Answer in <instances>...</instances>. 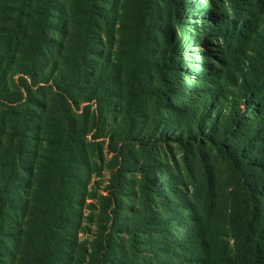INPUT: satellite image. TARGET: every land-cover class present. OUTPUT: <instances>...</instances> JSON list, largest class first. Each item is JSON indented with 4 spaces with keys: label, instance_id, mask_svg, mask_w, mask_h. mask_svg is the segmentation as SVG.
I'll list each match as a JSON object with an SVG mask.
<instances>
[{
    "label": "rangeland",
    "instance_id": "374dc122",
    "mask_svg": "<svg viewBox=\"0 0 264 264\" xmlns=\"http://www.w3.org/2000/svg\"><path fill=\"white\" fill-rule=\"evenodd\" d=\"M45 1L0 0L5 84L29 62L48 81L0 103V168L20 188L1 264H256L246 196L264 170L248 162L264 130L228 120L246 110L231 76L261 68L264 46L211 30L264 24V0H56L43 36Z\"/></svg>",
    "mask_w": 264,
    "mask_h": 264
},
{
    "label": "trees",
    "instance_id": "16d2710c",
    "mask_svg": "<svg viewBox=\"0 0 264 264\" xmlns=\"http://www.w3.org/2000/svg\"><path fill=\"white\" fill-rule=\"evenodd\" d=\"M72 1V0H71ZM88 2L89 0H83ZM45 14L42 17L41 21L39 22V30L42 31V35H48V28L50 24V15L52 14L53 10L56 8V0H46L45 1ZM233 26H225L219 25L216 30H211L214 34L219 33L221 36H227L226 32H228V36L230 38L239 39L241 36H245L244 32L253 33L255 37H257L262 45L264 46V24H259L257 21L252 22L253 24L249 23L250 25H246L243 23L233 22ZM46 40V39H45ZM41 47L38 46L35 49L36 56L41 54V58L47 55L49 51L41 52ZM7 53H3V58L5 59ZM43 54V55H42ZM34 61V59H33ZM2 63V62H1ZM262 67L255 72L252 73H243L241 75V79L237 80L234 76L232 86L234 90L232 92L235 94V99L242 100L244 109L243 113H239V107L235 105H231V116L233 119L228 120L231 122V132L233 131V127L235 126L232 123V120H238L239 114L241 115L240 118H245V114H251L255 117V120H250V125H256L255 131L259 133L260 131L264 130V59L262 61ZM24 68L21 69L20 74L16 80L14 81V86L9 89L7 84L4 81V75L0 73V103L3 106L9 107H19L32 97L35 88H42L44 85L40 83H48L45 77L39 78V71H36L37 64L34 62L24 63ZM229 70H226V77H230ZM52 85L55 87L56 92L58 93L61 100H63L66 104H69V99L67 93L65 91L64 85L59 81L55 80L52 82ZM213 90V89H212ZM214 91L217 92L216 89ZM208 104L205 103L202 107L203 111ZM251 111V112H249ZM200 112V111H199ZM210 112V111H209ZM198 113V110L195 111V114ZM200 114V113H199ZM205 116L202 115L201 118ZM209 117V113L207 115ZM210 118H212L210 116ZM235 118V119H234ZM236 122V121H235ZM230 124V123H228ZM241 124V123H240ZM210 129V127H209ZM178 140L182 142V145H186L188 142H183L182 137H178ZM215 145L218 147L223 146L222 142H214ZM251 146H247V144L237 150L230 151L231 157L243 158L248 154V151L251 150ZM253 152L256 156H252L251 163L253 166H258L264 170V151L258 150L257 148L253 147ZM263 153V155H261ZM13 162V159H11ZM14 164V163H13ZM12 165H6L5 167L0 168V264L2 260V256L5 253V242L8 237L12 235L11 229L14 226V223L11 225V208L12 202L18 199V194L20 192V188L18 183L16 182V174L17 169L12 167ZM246 203L248 205L250 211V218L249 223L252 224L257 222L259 224H264V185L261 186H252L249 190V193L246 196ZM10 222V226L8 225ZM193 236H197L195 232H193ZM256 234V243L253 247H247L246 255H251L254 258L256 264H264V229H258ZM254 241L251 242V244Z\"/></svg>",
    "mask_w": 264,
    "mask_h": 264
}]
</instances>
